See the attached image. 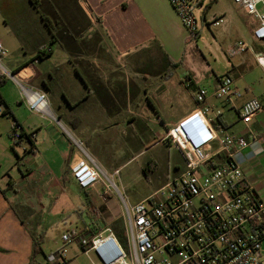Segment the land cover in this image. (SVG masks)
Returning a JSON list of instances; mask_svg holds the SVG:
<instances>
[{
    "label": "crops",
    "instance_id": "1",
    "mask_svg": "<svg viewBox=\"0 0 264 264\" xmlns=\"http://www.w3.org/2000/svg\"><path fill=\"white\" fill-rule=\"evenodd\" d=\"M59 1L60 5L54 8L51 3L57 1L49 0L50 8L45 12H50L51 16L41 15L43 23L47 20L52 25L51 30L44 24V44L37 47L32 60H24L17 68L28 86L47 95L56 120L32 112L24 117L19 104L12 112L8 101L0 94L8 108L6 115L0 117L7 119L9 115L11 118H0V264H44L46 256L64 248L63 234L73 233L85 238L105 234V229L121 218L119 202L114 194L104 195L102 181L82 190L73 180L71 166L83 158L73 138L82 141L105 174H116L129 160L113 169L109 155L112 143L120 148L121 137L127 138V129L135 128L138 122L136 128L141 136L160 138L159 131L152 134L144 124L154 120L159 126L176 123L197 107L194 92L197 87H203L189 74L185 75V82L180 80V87L190 97L191 105L174 121H163L157 110L158 116L146 110V103L154 110L149 90L159 91L164 83L154 87L145 76L157 75L167 82L184 61L186 49L195 39L180 23L167 0ZM227 2L237 6L231 0ZM200 4L203 6L204 0H200ZM201 11L202 20L209 21L206 8ZM54 46L64 52V61L54 68L42 67L52 58ZM38 50L47 54L46 57L37 58ZM35 59L38 62L35 63ZM217 85L218 78L213 89L203 88L211 93ZM252 98L264 103V99L249 96L226 107L227 104L209 96L206 103L213 110L222 111L221 117L214 121L217 127L214 126L231 134H245L239 110ZM210 116L213 117V112ZM15 123L24 133L18 142L11 137ZM251 128L264 134V111L254 118ZM31 134H35L33 140ZM163 140L164 136L157 143ZM237 160L246 180L264 201V144L251 145ZM37 191L41 192L40 208L34 210L27 199H32L34 194L36 197ZM34 215H41L34 223L36 230L27 224V220H36ZM67 221L71 228L61 235L63 246L55 244L45 250L48 235L41 223L47 222L48 226ZM36 232L42 236V251L33 258ZM74 246L83 252L78 243L69 246L73 252L76 251ZM80 257L67 254L65 261L58 264H84Z\"/></svg>",
    "mask_w": 264,
    "mask_h": 264
},
{
    "label": "built area",
    "instance_id": "2",
    "mask_svg": "<svg viewBox=\"0 0 264 264\" xmlns=\"http://www.w3.org/2000/svg\"><path fill=\"white\" fill-rule=\"evenodd\" d=\"M191 38L198 36L194 8L200 0H167ZM258 23L252 31L254 45L239 40L230 44L225 53L236 58L252 53L255 64L264 69V0H231ZM206 25L207 21L202 20ZM223 16L213 17L210 25L223 26ZM254 48L257 51H254ZM6 50L0 41V81L11 79L19 89L28 110L42 118L56 120L47 95L25 85L20 71L10 72L2 64ZM34 62H38L37 59ZM216 101L234 106L242 92L233 78H218L213 92L197 87V107L170 125L164 136L181 155L183 167L168 182L144 200L128 205L119 195L124 208L122 221L128 240L124 250L110 228L90 238L65 233L66 244L78 243L88 255L93 252L98 264H264L261 244L264 242V201L242 171L237 157L253 144H264V134L251 128L254 118L264 111V103L252 98L239 110L245 134H231L214 126L222 111L213 110L207 102ZM7 108L0 95V116ZM213 112V117L208 114ZM20 127L12 130V138L22 139ZM31 140L35 134L30 135ZM83 158L71 166V176L82 190L90 189L105 177V172L87 153L82 141L72 139ZM114 194L105 184L104 195ZM65 249L45 257L44 264L64 262Z\"/></svg>",
    "mask_w": 264,
    "mask_h": 264
},
{
    "label": "rangeland",
    "instance_id": "3",
    "mask_svg": "<svg viewBox=\"0 0 264 264\" xmlns=\"http://www.w3.org/2000/svg\"><path fill=\"white\" fill-rule=\"evenodd\" d=\"M56 1L55 5H60V1ZM47 7L50 8L49 0H0V41L6 50V56L2 58V64L10 72H16L20 63L24 60H32L37 47L44 44L45 23L41 21V15L44 17L51 16L50 12H45ZM203 8H206V18L209 20L207 21L209 26L203 25L202 27V11L200 8L195 7L194 15L198 21V36L187 47L184 61L178 65V69L172 74V77L164 82L157 75L145 76L148 82L154 84V87L164 83V87L159 91L149 90L148 97L154 105V110L146 103V110L152 111L153 116L157 115L156 112L158 111L157 113L161 115L163 121H174L182 110L191 105L190 97L180 87V80L185 82L184 77L186 74L193 77L197 85L208 89H213L216 78L229 76L234 79L235 84L241 90V98L254 96L264 99V69L255 64L252 53L247 52L236 58H228L225 53L230 44L239 40L247 42L250 46L254 45L252 31L257 27V21L243 9L230 5L227 0H204ZM218 16H223L226 23L218 27L210 25L212 18ZM52 20L54 22V15H52ZM54 30L57 33V30ZM53 49L52 58L42 67L54 68L64 61V52L58 46H54ZM254 51L257 50L254 48ZM38 69L40 68L38 67ZM23 83L27 85L26 82ZM0 94L8 101L7 103L12 112L18 108L19 104L23 109L22 112L24 111L23 116H30V113H28L30 111L21 102L20 89L14 81L9 78L6 79L0 87ZM143 101L146 102L145 96ZM225 106L229 107L228 105ZM208 115L210 116L212 113L210 112ZM6 117L7 119L5 117L0 118L11 120L9 115ZM155 123L156 120L152 123L143 124L147 125L152 134L159 131L160 138L165 136L169 125L159 126ZM138 125L139 122L135 124L136 127H139ZM136 127L127 129L128 137H121L120 148L115 147V142L111 145V154L109 155L112 168L117 169L129 160L128 163L120 168L118 173H108L105 174V177H102L104 184L111 185L114 197L119 202L118 211L121 216L124 213V208L121 205L119 195L128 205H134L165 185L183 167V159L180 153L168 141L163 140V143H157L160 138L155 139L153 136L149 137V135L143 137ZM141 150L144 151L140 153ZM147 165L154 170L145 177L143 169ZM178 168L180 169L177 170ZM37 177H40L39 174H37ZM40 193L38 192L36 197V194H34L32 199H27L34 210L40 208ZM54 208L57 207L54 206ZM39 217L41 215H34L33 219H36L35 221L33 219V221L27 220L28 226L36 230L34 223L38 222ZM46 223H41L42 228L46 230L48 235L44 245L45 250H49L55 244L62 245L61 235L71 228L69 222L67 221L64 224L56 222L54 225L49 224L48 226H46ZM37 235L39 234L37 233ZM116 238L124 250H127L128 240L125 232L119 238L117 236ZM72 244L64 243V248L67 250L65 255L75 257L79 255L80 257V254H82L84 257L81 256L80 259L84 264H98L97 257L93 252L85 256L76 246H74L76 251L73 252L69 248ZM261 253L264 255V242L261 244Z\"/></svg>",
    "mask_w": 264,
    "mask_h": 264
},
{
    "label": "trees",
    "instance_id": "4",
    "mask_svg": "<svg viewBox=\"0 0 264 264\" xmlns=\"http://www.w3.org/2000/svg\"><path fill=\"white\" fill-rule=\"evenodd\" d=\"M52 7H56L55 2L51 3ZM55 17V15H54ZM44 19V18H43ZM45 21V25H47L49 27V29L52 30V25L50 24L49 21L44 20ZM55 22V21H54ZM49 23V24H48ZM56 33V32H55ZM49 54V53H48ZM47 54H45L44 52H41V50L37 51L36 57L43 59L44 57H46ZM5 83V80L0 81V85H3ZM3 101V100H2ZM5 104V103H4ZM6 106V104H5ZM7 108V106H6ZM7 112H8V108H7ZM6 112V113H7ZM6 113L4 115H6ZM215 126L217 127L216 123H214ZM19 126L16 123L14 124V127ZM13 127V128H14ZM22 136H24V133L22 131ZM153 168H149L148 165L143 169V174L145 177H147L151 172H153ZM109 228L114 232L115 236H117L118 238L120 237V235H123L124 232V224L121 218L115 220L114 222H112L109 226ZM44 236V235H43ZM42 245V236L41 234L33 236V258L35 255H37L38 253H40L42 251L41 248Z\"/></svg>",
    "mask_w": 264,
    "mask_h": 264
}]
</instances>
